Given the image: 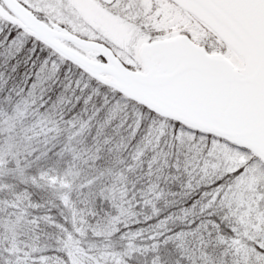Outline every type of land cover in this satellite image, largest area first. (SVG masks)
<instances>
[{
	"label": "snow or ice",
	"instance_id": "snow-or-ice-1",
	"mask_svg": "<svg viewBox=\"0 0 264 264\" xmlns=\"http://www.w3.org/2000/svg\"><path fill=\"white\" fill-rule=\"evenodd\" d=\"M0 264H264V0H0Z\"/></svg>",
	"mask_w": 264,
	"mask_h": 264
}]
</instances>
